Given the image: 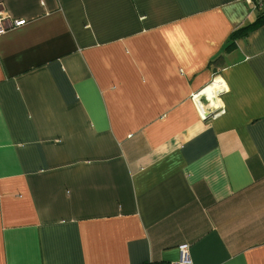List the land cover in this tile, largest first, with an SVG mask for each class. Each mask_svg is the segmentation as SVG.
Masks as SVG:
<instances>
[{
  "label": "crops",
  "instance_id": "obj_1",
  "mask_svg": "<svg viewBox=\"0 0 264 264\" xmlns=\"http://www.w3.org/2000/svg\"><path fill=\"white\" fill-rule=\"evenodd\" d=\"M0 10L26 20L0 34V264H264V10Z\"/></svg>",
  "mask_w": 264,
  "mask_h": 264
},
{
  "label": "built area",
  "instance_id": "obj_2",
  "mask_svg": "<svg viewBox=\"0 0 264 264\" xmlns=\"http://www.w3.org/2000/svg\"><path fill=\"white\" fill-rule=\"evenodd\" d=\"M254 9L264 10V0H247ZM26 20L24 18H11L3 10H0V34L10 28L22 26ZM215 114L212 115L214 117ZM179 256L176 260L162 262L160 264H192L188 244H181L178 247Z\"/></svg>",
  "mask_w": 264,
  "mask_h": 264
},
{
  "label": "clouds",
  "instance_id": "obj_3",
  "mask_svg": "<svg viewBox=\"0 0 264 264\" xmlns=\"http://www.w3.org/2000/svg\"><path fill=\"white\" fill-rule=\"evenodd\" d=\"M219 89L227 90V85L223 83V81H220V80L214 81L213 84L209 85L208 87H205L200 93L195 95L193 99L194 101H198L199 96L203 95V96H206V98L208 99L209 107H212V108L219 107L222 104V101L218 99L216 100L213 99L217 94V90ZM200 115L203 116L204 113L201 112Z\"/></svg>",
  "mask_w": 264,
  "mask_h": 264
},
{
  "label": "water",
  "instance_id": "obj_4",
  "mask_svg": "<svg viewBox=\"0 0 264 264\" xmlns=\"http://www.w3.org/2000/svg\"><path fill=\"white\" fill-rule=\"evenodd\" d=\"M210 115H211L210 112H205V114H204V118L207 119Z\"/></svg>",
  "mask_w": 264,
  "mask_h": 264
},
{
  "label": "bare ground",
  "instance_id": "obj_5",
  "mask_svg": "<svg viewBox=\"0 0 264 264\" xmlns=\"http://www.w3.org/2000/svg\"><path fill=\"white\" fill-rule=\"evenodd\" d=\"M217 80H220V79H219V78H216L214 81H217ZM211 84H213V82H212ZM211 84H210V85H211ZM220 90H221V89H219V90H217V91H220ZM217 93H218V92H217ZM215 97H216V99H218V98H217V94H216ZM215 97H214V98H215ZM214 98H213V99H214ZM214 100H215V99H214ZM215 108H216V107H215ZM204 114H205V113H204Z\"/></svg>",
  "mask_w": 264,
  "mask_h": 264
},
{
  "label": "trees",
  "instance_id": "obj_6",
  "mask_svg": "<svg viewBox=\"0 0 264 264\" xmlns=\"http://www.w3.org/2000/svg\"><path fill=\"white\" fill-rule=\"evenodd\" d=\"M262 16H264V14ZM262 16H260V17H262Z\"/></svg>",
  "mask_w": 264,
  "mask_h": 264
}]
</instances>
